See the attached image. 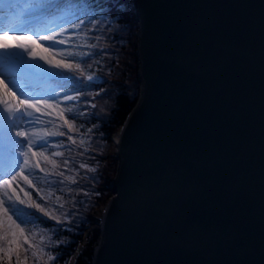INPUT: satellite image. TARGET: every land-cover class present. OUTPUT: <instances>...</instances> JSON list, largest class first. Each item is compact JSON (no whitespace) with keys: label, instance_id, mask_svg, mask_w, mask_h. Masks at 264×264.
<instances>
[{"label":"water","instance_id":"95a60500","mask_svg":"<svg viewBox=\"0 0 264 264\" xmlns=\"http://www.w3.org/2000/svg\"><path fill=\"white\" fill-rule=\"evenodd\" d=\"M140 98L92 264H264V0H133Z\"/></svg>","mask_w":264,"mask_h":264},{"label":"trees","instance_id":"16d2710c","mask_svg":"<svg viewBox=\"0 0 264 264\" xmlns=\"http://www.w3.org/2000/svg\"><path fill=\"white\" fill-rule=\"evenodd\" d=\"M131 3V0H65L56 12L57 19L63 18L65 21L72 13L76 14L75 19L80 16V19L92 20L102 33V45L105 40L107 43L100 54L95 49L92 51L94 57L91 61L96 60L92 69L98 77L96 80L83 84L66 82L73 91L100 92L94 100V113L88 114L85 120H75L82 129L84 139L76 152L75 167L63 178L54 176L56 170L49 181L41 186L42 191L52 192L51 198H46V203L36 198L37 204L44 207L45 212L37 210L48 220L26 211L46 231L48 243L42 246L49 248L53 264H92L101 238L100 230L88 231L93 225V215L111 199L109 190L103 185L104 181L114 179L117 173V161H109L111 138L125 124L140 98L139 28L136 15L130 8ZM65 40L69 41V37ZM89 46H92L91 41L85 48L87 53ZM63 91V88L58 90L59 93ZM81 159L87 160L84 164L90 169L96 165L98 169L95 172L83 171L84 167L78 163ZM69 177L76 181L75 185ZM85 238L88 242L76 257ZM17 252L21 264H29L25 259V248L20 247ZM0 256H4L0 264H8L4 253H0ZM16 256L14 252L12 264H16ZM35 262L32 259L30 264Z\"/></svg>","mask_w":264,"mask_h":264},{"label":"rangeland","instance_id":"374dc122","mask_svg":"<svg viewBox=\"0 0 264 264\" xmlns=\"http://www.w3.org/2000/svg\"><path fill=\"white\" fill-rule=\"evenodd\" d=\"M6 1L8 2L9 0ZM10 2L11 0L9 3ZM131 2L130 8L132 9L134 1L131 0ZM1 3H3V1H0V11L3 10V5H1ZM9 5L10 10L6 13L12 16L14 20L8 25H4V28L1 29L9 33L7 37L8 44L14 45L18 42L30 43V41L22 38L19 40L14 39V36L23 37L25 35H31L33 39H37L42 35L59 33L61 32V29H64L63 34L57 36V39L65 40L66 37H69V41L65 40L66 43L62 45H52L50 41L41 40L40 43L45 47H49L50 50L48 52H44L42 49L38 48L37 51L42 55L48 56L49 59L52 60H59L62 58L65 59V62L73 64L72 70L61 71L60 69L52 68L42 60L31 59V57H29L26 52L20 49L4 50L6 54L0 52V77H4L6 79L5 83L9 82V88L13 87V90H16L17 95H21L22 99L35 98L42 101H48L54 105H58V107L55 108H48L43 103L38 104L37 107L40 108V111L35 112L34 109L32 110L37 122L35 124H26V128L29 131H32L33 129L37 130V139H39V135L54 131H62L65 132L66 135H48L46 141L48 144L47 150L37 149L38 152H44V155L30 156L29 168L32 170L29 171L26 169L23 175H17V173H13V175H16L17 178L15 181H13L11 188L8 189V191L13 194L14 198L16 195H19L20 199L26 200L28 203H32L33 201L37 203L36 198L46 203V198L49 200V198L52 196V192L46 190L42 191L43 188L41 186L49 181V178L53 175L52 173L56 172V170L57 172L54 176L57 178H63L67 174H70V170H72L73 166L76 164V152L80 150L81 142H84L83 134L81 133L82 129L80 126L76 125L75 120L77 118L80 120H85L88 118V114L94 113V100L100 94V92L91 93L87 90L73 91L71 90L70 85H66V82L71 81V83L77 82L83 84L92 82L98 78L92 71L96 62V60L91 61V59L94 57L92 51L95 49L98 54H100V51L107 43V40H105L102 45V33L100 30L96 29V24L92 20L83 18L77 20L75 19V13L69 14V19L67 21H65L63 18L57 19V10L52 11L50 9L51 7L45 4V0H34L28 6L30 10H26V7L24 9L16 10V14L14 11V5L11 3ZM2 13L4 14L3 11ZM34 18L39 19L37 24L42 22V25H39L40 29L42 30L40 33L35 31L28 32L25 30L26 27L35 24L30 22L31 19ZM74 24H80V27H74ZM14 29L17 30L16 32L21 33L17 34L14 32ZM90 41L92 42V46H89V51L87 53L85 48ZM68 52H72L73 55L70 57L67 56ZM87 61L90 62L86 63ZM76 64H80V69L75 68ZM89 75L93 76L94 79L89 80ZM17 88H22L24 91L30 90L31 92L25 97V95L19 93ZM59 88H63L64 91L59 93ZM69 95L78 97V99H65V97ZM8 98L9 97L5 94L3 85H0V99ZM14 103V100L11 101L9 106H12ZM68 108H72L73 111L67 112ZM61 109L65 110L63 116L66 117L69 124L72 125L71 129H69L68 125L65 124L64 119L62 118ZM5 119L6 117L2 113V106H0V146L3 144L2 146L6 147V150L3 151V154L6 153V156L4 157L5 159H0V166H3L4 168L9 167L10 169L13 167V161L10 159L8 151L9 145L12 141H14V139H12V137L6 133L5 126L3 125L5 124ZM122 127L117 129L111 138L112 147L109 153L110 162L117 161L118 148L116 146L115 137L122 131ZM68 136H71L76 141V143H72V141L68 139ZM57 152L62 153V155H53V153ZM53 160L56 162L55 167H53L52 164ZM65 160L68 161L67 164L63 163ZM86 161V159H81L78 161L79 165L85 166L83 171L88 172L92 170L95 172L98 169L97 165L90 169L89 166L84 164ZM37 164L38 167L36 166ZM62 165H67L70 168L64 167ZM41 169H43V171H41ZM18 171L19 170H17V172ZM60 172L63 173V176L57 174ZM4 175L5 176H3V179H0V184L3 183V180H11L12 178L5 172ZM24 176H27L28 181H31V185H29V183L24 179ZM112 181L113 179H108V181L103 182V185H105V188L109 190V193V186L112 184ZM73 185H75V183H73ZM25 192L29 193V196H25ZM107 203H105V205L98 209L93 215V225L88 232L92 230L101 231V221L103 219ZM18 206L20 208H24L25 211L36 210V208L26 207L24 204H19ZM9 215H11V212ZM42 216L46 217L43 214ZM34 218L35 217L29 216L30 222L21 224V227L25 229V234L23 237H18L22 247L27 249L25 258L29 264L31 263L32 259L36 261L35 264H48V262L53 264L54 261L51 259L52 253L49 251V248H47V246H42L47 242V238L45 237L46 231L42 230V228L35 223ZM13 219H15L14 216ZM17 223H19V221H17ZM6 224L7 221L4 222L3 226H0V235L3 234L4 226H6ZM25 238L27 239L28 243H24ZM87 242L88 241L85 238L82 245L78 248L77 254H75L76 257L81 254V251L84 249V246ZM29 244H31L32 247H29ZM33 252L36 253L35 256L32 255ZM28 258H30V261ZM13 260L15 261L14 258Z\"/></svg>","mask_w":264,"mask_h":264},{"label":"snow or ice","instance_id":"6c2138e0","mask_svg":"<svg viewBox=\"0 0 264 264\" xmlns=\"http://www.w3.org/2000/svg\"><path fill=\"white\" fill-rule=\"evenodd\" d=\"M116 6L120 7V5L118 4ZM79 19L80 16H77V20ZM73 26L78 28L80 27V24H74ZM63 31L64 29H61V32L59 33L42 35L37 39H33L31 35H25L23 37L14 36V39L19 40L22 38L30 41V43L18 42L14 45H10L7 43V37L9 33L7 31H4L0 33V51L20 49L26 52L27 55L31 57V59L42 60L52 68L60 69L61 71L72 70L73 64L65 62V59L62 58L59 60H52L49 59L48 56L42 55L37 51L38 48L42 49L44 52H48L50 50L49 47H45L40 43L41 40L50 41L52 45L65 44L66 41L64 39H57V36L62 35ZM72 55V52L67 53V56L69 57ZM75 68L80 69V64H76ZM88 79L93 80L94 77L89 75ZM5 80L6 79L4 77H0V85H3L5 94L9 98L0 99V106H2V113L6 117V133L7 135L14 137L15 140L12 141L9 145L8 151V155L13 161V167L10 169H5V173L12 178L11 180H3V183L0 184V190H2L0 191V226H3L4 222L7 221L6 226H4L3 234L0 235V253H4V255L7 257L8 264H12V254L16 252V264H21L17 249L22 247V245L20 244L18 237L24 236L25 229L21 227V224L30 222L29 216L31 214L27 213L24 208H20L18 205L24 204L26 205V207H34L40 212H45V208L40 204L35 203L34 201L32 203H28V201L20 199L19 195H16L15 198L13 197V194L8 191V189L11 188L13 181H15L17 178V176L13 175V173H17V175H23L26 169L31 171L32 169L29 168L30 156L44 155V152H38L37 149L47 150V136H64L66 135V133L62 131H54L51 133L39 135V139H37V130L33 129L32 131H29L26 128V124H35L37 122L32 110L34 109L35 112H39L40 108L37 107V105L41 103L45 104L48 108H55L58 107V105H54L52 103H49L48 101H42L35 98L22 99L21 95H17V91L13 90V87H8L9 82L5 83ZM65 99L75 100L78 99V97L69 95L66 96ZM13 100L15 101V103L12 106H9L10 102ZM64 111V109H61L62 118L64 119L65 124L68 125L69 129H71L72 125L69 124L67 118L63 116ZM72 111V108L67 109V112ZM68 139L72 141V143H76V141L71 136H68ZM53 155L60 156L62 155V153L57 152L53 153ZM63 163L67 164L68 161L65 160ZM52 164L53 167L56 166V162L54 160L52 161ZM36 166L38 167V164ZM80 167L85 166L80 165ZM17 170L19 171L17 172ZM41 171H43V169H41ZM57 174L63 176L62 172ZM0 179H3V177L0 176ZM24 179L29 183V185H31V181H28L27 176H24ZM68 179L72 180L73 183L76 182L72 177H69ZM25 196H29V193L25 192ZM10 212L11 215H9ZM45 214L47 215V213ZM13 216L15 217V219H13ZM51 218L57 219L56 217ZM17 221H19V223H17ZM57 222L59 223L60 221L57 220ZM24 243H28L26 238L24 240ZM13 245H15V247H13ZM29 247H32V245L29 244ZM25 251H27V249H25ZM32 255L35 256L36 253L33 252ZM3 259L4 257L0 256V260Z\"/></svg>","mask_w":264,"mask_h":264},{"label":"bare ground","instance_id":"6f19581e","mask_svg":"<svg viewBox=\"0 0 264 264\" xmlns=\"http://www.w3.org/2000/svg\"><path fill=\"white\" fill-rule=\"evenodd\" d=\"M34 0H14L13 3L11 4H14V7L17 9V10H20V9H24L26 7H28L29 4H31ZM55 1H58V2H55ZM65 0H45V4L48 5L49 7L51 8H56V9H59L60 5L64 2ZM55 2V3H54ZM51 5H54V6H51ZM8 7H10V5H8ZM53 9V10H54ZM28 10H30L28 8ZM3 12H8V9L6 10H3ZM11 16H8L6 15V18H10ZM39 19H36L34 18L33 20L31 19V22L32 23H35V22H39L38 21ZM31 23V24H32ZM39 25H42V22L38 23V24H33V25H30L28 27L25 28V30H28V31H35L37 33H40L42 30L40 29V26ZM116 139V146L117 148H119V144L121 142V138H122V132H120L118 135H116L115 137Z\"/></svg>","mask_w":264,"mask_h":264}]
</instances>
